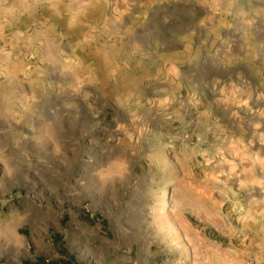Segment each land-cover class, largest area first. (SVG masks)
<instances>
[{"label":"rangeland","instance_id":"374dc122","mask_svg":"<svg viewBox=\"0 0 264 264\" xmlns=\"http://www.w3.org/2000/svg\"><path fill=\"white\" fill-rule=\"evenodd\" d=\"M0 264H264V0H0Z\"/></svg>","mask_w":264,"mask_h":264}]
</instances>
